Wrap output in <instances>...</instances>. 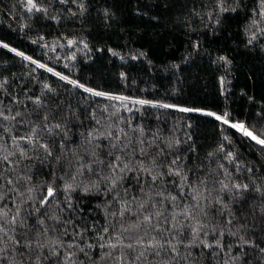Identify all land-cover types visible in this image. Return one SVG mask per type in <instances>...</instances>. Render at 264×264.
Wrapping results in <instances>:
<instances>
[{
  "label": "trees",
  "instance_id": "obj_1",
  "mask_svg": "<svg viewBox=\"0 0 264 264\" xmlns=\"http://www.w3.org/2000/svg\"><path fill=\"white\" fill-rule=\"evenodd\" d=\"M34 3L41 11L29 12L27 0H0V113L15 117H0V211L10 218L19 209L28 229L37 226L39 216L49 229L46 240L85 246L88 256L77 249L76 264H115L101 260L106 250L95 246L108 243L122 225H131L141 203L146 210L177 216V226H184L177 239L185 244L193 242L187 225L205 226L195 240L198 247L179 249L180 257L191 252L187 264H264V254L237 247L239 241L229 234L240 229L238 235L246 232V239H256L264 247V233L252 231V216L246 220L238 212L232 187L247 184L243 197L259 206L264 196V148L230 127L243 123L264 138L262 0ZM54 73L127 99L92 95ZM140 100L152 103H137ZM206 112L227 113L229 124ZM44 115L51 131L46 130ZM21 137H32L33 142ZM109 161L127 163L131 170L113 173L106 166ZM82 164H90L94 172L81 169ZM140 168L151 169L159 179L153 183ZM175 171L180 175L169 174ZM66 184L74 190L65 191ZM49 186L56 189L55 197L37 213ZM85 187L91 191L85 192ZM125 205L129 212H124ZM182 211L191 218L179 216ZM161 225L169 227L163 217ZM9 231L18 237L24 229L13 231L9 226ZM102 235L104 240L99 239ZM201 240L219 241L224 247L204 248ZM4 244L12 248L10 242L0 241ZM14 254L5 255L11 259ZM173 255L165 249L158 257L149 254L148 261L176 264ZM47 264L59 262L52 257Z\"/></svg>",
  "mask_w": 264,
  "mask_h": 264
},
{
  "label": "snow or ice",
  "instance_id": "obj_2",
  "mask_svg": "<svg viewBox=\"0 0 264 264\" xmlns=\"http://www.w3.org/2000/svg\"><path fill=\"white\" fill-rule=\"evenodd\" d=\"M262 3H264V0H262ZM35 9L36 11H41V9L37 8L34 0H27V10L29 12L33 11ZM226 10V9H222ZM261 17H264V12H261ZM3 47L7 48V45H3ZM12 51H15V49H12ZM16 55L18 56H24L22 52H17ZM24 59L32 60L31 57L24 56ZM32 63H37L36 61H32ZM38 67L44 68L45 65L38 64ZM49 72L52 71L51 68L47 69ZM57 75L61 80H65L68 83L72 84L73 86L83 88L85 92L91 93L95 96H105L108 99L113 100H124L127 99L126 97H118V96H110L106 93L94 91L91 88H86L82 84H78L76 81L69 80L67 76L60 75V73H54ZM35 103L38 105L40 104L39 98L36 99ZM137 103L140 104H150L151 101H145L140 100L137 101ZM156 106V105H153ZM163 108H172L175 107L174 105L169 104H161L159 105ZM179 111L182 112H190L194 111L193 109L189 108H179ZM207 116H214L216 120L222 121L224 124H229V120L227 119V113L224 114V116L216 115L212 112H206L204 113ZM0 117H3V119H15V117H7L3 116V113H0ZM49 120L48 115L43 116V121L46 122ZM55 128H60V124L57 123L54 125ZM230 127L237 129L240 131L244 136L249 137L251 140L255 141L257 144L261 145L262 148H264V138L261 136L255 134L253 131L249 130L243 123H231ZM46 130L51 131V128H47L46 124ZM15 139V138H14ZM21 139L26 140L28 143L33 142L32 137H21ZM40 147L44 148L47 152V155H51V152L47 150V145L42 144ZM113 148H115V145H112ZM23 155V153H21ZM92 155L95 156V151L92 152ZM230 155V154H229ZM4 160H8L7 156L3 157ZM116 161L120 160V157L114 158ZM96 161H93L95 163ZM175 163V161H173ZM110 167L111 172H116L117 170L123 172L125 170H131L128 168V164L124 163L121 165L120 163H113V161H109L108 165ZM81 169L87 170L90 173H93L94 170L92 169L91 165H81ZM79 171V170H78ZM138 171L146 172L148 176L151 177V180L153 183L157 179H159V176L154 175L152 173L151 169L147 168H140ZM82 174V171L81 173ZM170 175H176L179 176L180 173L178 171L169 173ZM73 179L75 177L73 176ZM101 179L108 181V176H102ZM9 184L12 183L11 180L8 181ZM113 187H115V181H112ZM92 187H98L97 184H93ZM232 187L236 190V195L233 197L236 199L238 205L240 206L238 208V212L245 217L247 220L248 215L252 216V231L254 232H260L264 233V196H262V199L260 201L259 206L253 207L250 205L246 198L243 197L242 193L247 192L249 190V186L247 184H234ZM228 185L223 186V190H227ZM65 191L74 190L73 186L71 184H66ZM257 192H260V188L255 189ZM31 191V189H29ZM85 192L91 191L90 187L84 188ZM111 191V189H109ZM56 189L52 186H49L47 188L46 194L43 195V197L40 198L39 204L40 207H37L35 209V212L39 213L41 208H43L45 205H48L50 203V199L55 197ZM161 195V200L168 199L167 197H163ZM2 199V198H0ZM171 201H175L176 197L173 196L170 198ZM147 202V201H146ZM218 203H220L218 201ZM198 208L199 205H196ZM139 211L137 212V219L132 222L129 226H121V230L119 233L111 237L108 243L106 244H98L95 247H99L103 251V254L101 255V260H110L114 261L115 264H124L125 260L127 259L129 261V264H145L147 261V264H152L151 261H148V255H152L154 257L160 256L161 251L167 249L170 253H173L172 259L176 261V264H179V259L184 260L185 264H187L188 258L191 256V252L188 251L187 255L180 257L179 256V249L181 247L190 250L193 247H198L199 245L195 244V240L199 238V235L204 225H201L200 227L193 228L191 225H187V227L190 229V235L193 238V242L184 243V239H177V237L183 236V225L178 227L179 221L177 219V216L168 217L164 215V212L160 210H146L145 209V203H141L139 205ZM47 209H45V212ZM130 209L127 205H125L124 212H129ZM124 212H121L120 215L123 217ZM31 215V213H29ZM181 217L184 218H191V214L189 212H181L178 214ZM232 215H235V213H232ZM161 217L164 218V221L166 224L169 225V227L165 228L163 225H161ZM52 220H57L55 216L50 217ZM227 223L231 224L232 220L229 218L227 220ZM9 226H11L12 230L14 231L15 227H19L21 229H24L23 232L19 234L17 237L16 235L10 234ZM246 225H241V229L245 228ZM55 228V225L53 226ZM49 229L46 226L45 220L41 219L39 216L37 217V226L33 228H25V219L20 217V211L17 209L15 215H12L10 218H8V213L6 211H0V241H8L12 244V248L9 249L7 247V244H4V246H0V264H16L17 260H19L20 264H47L48 261L51 260L52 257H55L56 260L59 262V264H76V260L74 259V256H76V250L78 249L79 253H82L85 257L88 256V252L85 250V246H81L78 242L69 243L68 245H65L63 241H52L50 239L46 240V236ZM108 229H104V232L107 233ZM240 231V229L237 230V232H230L229 234L236 237L239 243L237 244V247H247L252 248L255 250H258L259 253L264 254V247L261 246V243H258L256 239H246L247 233L238 235L237 233ZM32 233V235H30ZM155 233L156 235H153ZM165 233L168 234L167 238L165 239ZM125 234H127V242H125ZM78 235H83L82 233H78ZM216 235V233H214ZM219 236H224V232L218 233ZM157 237H160L159 239ZM147 238V239H146ZM100 240H104L105 237L102 235L99 237ZM264 242V241H262ZM201 244H203L204 248H223L224 245L221 244L219 241H216L213 244L204 243L202 240L200 241ZM87 248L91 249L94 246L91 244H88L86 246ZM62 249H65V251H61ZM127 249L128 253H124L122 250ZM47 250V255L45 254V251ZM13 254L12 258L9 259L8 255L5 254ZM63 256V260H60V257ZM92 264H96V261H92ZM171 264V262H170ZM244 264H247V261L244 262Z\"/></svg>",
  "mask_w": 264,
  "mask_h": 264
},
{
  "label": "rangeland",
  "instance_id": "obj_3",
  "mask_svg": "<svg viewBox=\"0 0 264 264\" xmlns=\"http://www.w3.org/2000/svg\"><path fill=\"white\" fill-rule=\"evenodd\" d=\"M242 134V133H241Z\"/></svg>",
  "mask_w": 264,
  "mask_h": 264
}]
</instances>
